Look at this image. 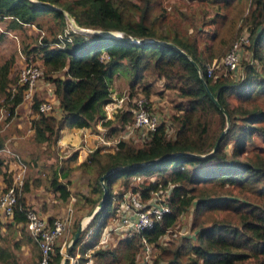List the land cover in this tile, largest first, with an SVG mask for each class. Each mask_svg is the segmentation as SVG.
I'll use <instances>...</instances> for the list:
<instances>
[{"label":"trees","instance_id":"1","mask_svg":"<svg viewBox=\"0 0 264 264\" xmlns=\"http://www.w3.org/2000/svg\"><path fill=\"white\" fill-rule=\"evenodd\" d=\"M42 1L58 8L33 0H0V20H5L9 28L24 24L40 27L37 20L45 14L57 19L54 36H42L41 41L45 46L43 74L51 81L59 113L38 111L39 100L32 96L30 143L53 145L63 127L88 126L102 118V106L110 101L114 72L125 74L131 95L143 82L141 91L147 96L148 77L152 75L165 79L179 99L168 117L171 133L161 120L148 132L146 141L120 139L110 152L95 147L85 160L68 166L75 155L71 151L61 159L64 163L58 170H51L49 185L61 200L69 196L68 174L72 169L94 174L88 184L89 191L96 195L84 198L90 206L97 203L105 188L103 201L66 250L68 256L77 254L73 264H141L136 258L140 239L155 246L189 207L192 234L158 245L150 264H264V148L247 149L246 145L254 135L264 139V0H245L237 7L234 2L241 0H193L192 4L182 5L187 11L175 9L172 4L166 9L162 0H140L141 4L134 0ZM60 8L78 26L118 30L122 36L70 32L69 41L53 45L55 35L65 24ZM237 17L248 29L249 54L241 61L242 75L236 80L228 74L199 76L197 67L204 69L205 62L216 55L213 44L223 40L229 44L234 38L231 27ZM9 65L8 61L0 64V91L6 89L4 105L9 103L11 112L21 101L24 86L16 84L12 91L6 85ZM115 115L116 123L123 125L130 120L131 110L121 109ZM101 174L103 186L98 181ZM2 175L4 189L11 173ZM66 175L65 180L58 179ZM135 176L142 180L132 190H139L142 197L150 190L168 189L169 211L154 220L151 227L118 239L110 248L97 247L101 228L113 215V185L118 180L119 195L128 186V179ZM29 177H23L12 215L3 224L11 229L0 234L2 261L12 260L13 249L19 248L22 239L36 247L37 260L40 258L38 245L24 226L25 208L29 206L22 192L27 189ZM13 225L20 239L13 240ZM72 226L73 234L77 222ZM62 257L55 245L44 264H59ZM63 264H68L67 257Z\"/></svg>","mask_w":264,"mask_h":264},{"label":"rangeland","instance_id":"2","mask_svg":"<svg viewBox=\"0 0 264 264\" xmlns=\"http://www.w3.org/2000/svg\"><path fill=\"white\" fill-rule=\"evenodd\" d=\"M33 1L39 4H49V5L56 7L55 5L47 1H42V0H33ZM134 1L138 2L139 4L142 3V1L140 0H134ZM193 2H194L193 0H162V4L166 7V9H169L172 4V6H174L175 9H178V7H181V9L186 10V11L187 9L184 8L182 5H189V4H192ZM244 2L245 0H241L240 3L235 1L234 6L236 7L240 6L241 4H244ZM234 6H230V7H234ZM200 9H203V7H201ZM60 10L62 11V13L63 11H65L64 9H61V8ZM188 11L191 12V9H189ZM194 11L197 14L196 9H194ZM68 15L72 18V16L69 13ZM50 16L51 15L49 14H45L42 17L38 18L37 22L40 23V27L24 24L19 27L9 28L6 26L7 22H5V20L0 21V32L2 31V33H0V64L4 61H8L10 63L8 71L6 72V85L8 87L9 86L12 87L11 89L12 91H15V87H16L15 85L17 84V80H16L17 71L23 65V59H25L24 62H32V63H35L41 66L43 70L42 66H44V63L42 60V54L45 50V46H43V41H41V37L45 36L46 38L51 39L52 36H54L53 34H54L55 29L53 27L54 26L56 27V22H57V19H52ZM175 20H178V16L175 17ZM64 22H63L64 27H66L67 25L66 20ZM185 22L187 24L189 21H185ZM241 22H242V18L240 17L239 18L237 17L236 21L232 22L231 37L234 36V38L231 40L229 44H226L225 42L226 40H223V42H220V43L213 44L214 45L213 50L215 51L216 55L213 56L211 59L220 58L223 55V53L229 48L233 40L245 29L244 25H241ZM69 25L71 26V24ZM77 27H82V26H77ZM77 27H75L74 29L78 30ZM83 28H84V31L78 30L75 32L80 33L85 36L92 35L95 33L102 34V35L107 34L108 36H113V37L122 36L121 32L118 30H100V29H94V28H89V27H83ZM39 30H42L43 32L39 33ZM56 40H57V37L55 35L54 41ZM248 54H249V50L247 49L246 51V48H245V50L243 51L242 57L245 59V56ZM243 58H241V61L243 60ZM209 61L207 60L206 62H209ZM58 73L59 71L55 72L54 74H50V76L57 75ZM215 73L219 75L220 70H215ZM48 82H51V81L48 79V77H46V75L43 74L41 83L44 86ZM148 82H149L148 84H149L150 89H149L147 96H145L143 92L141 91L142 84H144L143 82H140L134 87V93H133L134 95L133 94L131 95L129 94V89L127 87V79H126L125 74L123 72H119V73L114 72L112 80H111V84H110V100L119 98L126 94H129L131 96H129V100L125 102L126 108H128L129 105H132V99H134V97L142 96L147 101L148 110L153 112L157 116V121L160 122L161 120H164V122L168 126L169 125L168 117L170 116L171 113L175 111L174 110L175 104L179 101L176 95L175 88L168 86L167 81L165 79L155 78L152 75L148 77ZM42 88L40 89L41 92L47 93L49 95V97L47 95L48 97L47 99H51L52 96L55 98V95L51 94V91H53L51 88L49 87L44 88V89ZM4 91H6V89ZM4 91L3 92L0 91V107L8 109L9 103L7 106L4 105V101L6 99V95ZM23 100L24 99H21V101ZM230 100H233V98L231 97ZM24 103L16 110L17 111L16 115L14 114L15 116H18L21 114V110H22V114L24 115L22 116V121H25L28 119L26 112H27V109L30 108L28 106L31 104V100H30V103H27V102L25 104ZM118 112L119 110H115L112 112V114H110L111 116L97 118L96 120H99L100 123L99 122L93 123L97 129V131L95 132V138L96 140L98 138L99 143L101 144V145L96 146V147H99L100 152L113 151L114 145L116 144L115 142L120 139H129L133 143L134 142L141 143V140L138 139L139 133L137 131L126 133L123 125H119L116 123L115 114ZM13 113H14V109L11 110L8 116H12ZM54 113L56 114V110ZM15 116H13V118ZM8 119L9 117L4 120V124L0 128V130L3 129L2 131L5 132L6 137H9V131H4V129L7 130L8 128H11L12 124L14 123V121H11L10 119L9 124H8V121H7ZM130 119H131V116H130ZM26 126H27V122H24V127L22 125V128H25ZM89 128L91 129V125H89ZM167 132L168 134L171 133V128L169 126L167 127ZM123 134H126V136H122ZM102 140H107V143H103ZM92 142H94V140H92ZM95 144H96V141H95ZM95 144L88 145L87 148L93 147L95 146ZM6 145H8L11 149L16 151L18 155L20 156L21 160L24 162L25 164V168L23 172L24 176L31 174V177H32V174L35 173V174H38L36 179L38 180L39 185H44L45 182H47V178L48 179L50 178L51 170L47 171V168L45 170V166L44 167L39 166L38 168H35V166L32 167L31 165L28 164L27 160L23 159L22 155L24 154L16 150L13 147V145H10L9 143H7ZM246 145H247V149H253L256 147L264 148V139L259 136L254 135L249 141H247ZM17 146L19 147V149H23V151H25L27 147L29 146L28 139H25L23 143L21 144L17 142ZM72 146L74 145L67 142L66 147L59 150L58 145L55 143V146L53 144L45 148L37 147L36 151L38 152L37 155L39 157L41 156L43 157L46 155V157L52 161L50 162V167L52 169L53 163L56 160L55 158H57V154L62 156L61 153L62 151H64V149H68L67 155L70 154ZM228 147L229 146L227 145L226 148ZM59 159L61 160L62 157H60ZM9 166L11 168V162L9 158H6L3 164L0 161V174H1L2 181L4 180L3 178L5 177V175H2V173L3 172L7 173ZM25 169H26V172H25ZM72 170L75 172L69 175L70 181L68 184L69 187L68 186L67 187H68V190L70 189L69 190L70 193L67 198V210H66V212L69 210L71 211L70 221L67 224L66 228L63 230V232H61L60 236H58V238L55 240L53 246L55 245H58V246L62 245V247L68 246L67 244H69L71 237H72L73 222L76 221L78 225L79 224L86 225L88 223V220L90 219L89 215L92 213L93 210L95 209L97 210L98 208L97 206L99 205V200L101 198V195H100L97 203L90 206L89 202H86L84 198L85 196L90 197L92 195V193L89 191L90 184H88V182H90L91 179L94 178V174L91 176L90 173L83 172L80 169H72ZM89 177L91 178L90 181H89ZM150 178H153V176H150ZM128 180H129V183L126 188H128L130 184L132 183V179L131 181L130 179ZM145 180H149V177H146ZM2 181H0V190L5 185L4 181L3 183ZM98 181L101 184L102 181H100L99 179ZM113 186L114 187L111 189V193L114 195V198H118L117 194L121 190V186L118 184V180L115 182ZM95 195L93 194L92 196H95ZM64 215H65V211L62 216H56V217L60 218V217H63ZM56 217H53V218H56ZM53 218H51V220ZM8 219H9L8 217H4L0 215V222H2L0 226L3 225ZM191 220H192V207H189L187 210H185L178 216L173 228H171L170 231L166 230V232L163 233L158 238L157 244L155 246L154 245L151 246V253H150L151 258H153L154 255L158 252V249H159L158 245L160 246V245L168 244L169 242H175L176 240H178L180 236L192 234V230L190 228ZM5 233L6 232H4L3 234ZM7 237H8L9 242H11L12 236L8 234ZM25 244H28L29 246H31L30 243H24L18 249H13L14 259L12 258V260L7 261L5 263L2 262V260H0V264H36V260L38 259L36 256V247L27 246V248L29 249L28 251L25 252V247H22V246H26ZM63 256L67 257L68 263H69L70 261L69 257H72V256H68V254L67 255L64 254ZM75 258H76V255H75ZM73 262L71 264H73ZM88 264H90L89 261H88Z\"/></svg>","mask_w":264,"mask_h":264},{"label":"built area","instance_id":"3","mask_svg":"<svg viewBox=\"0 0 264 264\" xmlns=\"http://www.w3.org/2000/svg\"><path fill=\"white\" fill-rule=\"evenodd\" d=\"M64 17L67 25L61 32L56 34L57 40L52 43L53 45L57 44L61 46L64 41H69L71 36L70 32L78 30L84 31L83 27H77L78 25L73 23L68 13H65ZM69 24H71V26ZM75 27H77L78 30L74 29ZM42 32V30H39V33ZM247 40V34L241 32L220 58H213L209 62H205L204 69L197 67L198 75L202 77H215L218 76L215 70H220L221 74H228V76L234 80L238 79L242 75L241 58H243V51L248 43ZM52 44L50 46H52ZM245 59H248V55L245 56ZM24 60L25 59H23V65L17 71L16 80L17 84L24 86L22 99H31L34 91L36 89H41L43 86L41 83L43 70L41 66L32 62H24ZM47 87L53 90L50 82L46 83L43 89ZM51 94L54 95L53 91H51ZM36 98L39 100L37 106L38 111L45 114L51 112L55 115V110H59L58 102L49 101L45 97L39 99V97L36 96ZM127 100H129V94L104 103L102 106L104 116H111L110 114L115 110L130 109L131 119L123 124L124 130L126 133L137 131L139 133L138 139L141 140V142L146 141L148 132L152 131L159 123L157 121V116L148 110L147 101L144 97H134V99H132V105L130 107L128 106V108H126L125 104ZM9 113V110H7L5 114L0 117V126H3V119H5ZM122 136H126V134ZM102 142L107 143V140H102ZM0 156L8 157L11 163L16 164V168L10 172L11 181L9 185L0 190V215L10 218L16 203L17 195L19 194V189L23 183L25 164L18 153L6 145L0 146ZM141 180L142 178L140 176L133 177L130 186L123 190L118 195V198H115L113 215L101 228L96 243L97 247L110 248L118 239L151 227L154 220H158L164 213L169 211L168 189L150 190L145 197H142L139 190H132V186H136L137 182ZM70 214L71 211L69 210L63 217L47 220L35 209L31 207L25 208V229L33 236L40 250V258L37 264H44L48 259L54 247L53 244L55 240L60 236L61 232H63L70 221ZM79 225L81 229L85 226V224ZM151 246L152 244L144 238L140 239L139 253L136 255L139 263L150 264ZM66 248L67 246L62 247V245H60L59 252L64 255ZM75 255L77 256V254ZM69 258L70 261L68 264H71L75 256Z\"/></svg>","mask_w":264,"mask_h":264},{"label":"crops","instance_id":"4","mask_svg":"<svg viewBox=\"0 0 264 264\" xmlns=\"http://www.w3.org/2000/svg\"><path fill=\"white\" fill-rule=\"evenodd\" d=\"M244 27H245V29L242 32H244L248 35V29L246 26H244ZM33 95L38 96L39 99L43 98V97H45L47 99L49 97V95L47 93L41 92L40 89H36L34 91ZM47 95H48V97H47ZM25 100H27V101H25ZM30 100L31 99H24L23 101L25 103L26 102L30 103ZM48 100L57 102V99H54L53 96L51 99H48ZM23 101L15 104L13 106L14 113L12 116L6 117V118L9 117V119L7 120L8 124H9L10 119H11V121H14V123L12 124L11 128H8L7 130L4 129V131H9V137H6L5 132L2 131L3 129L0 130V140L2 141L1 145H6L7 143H9L10 145H13V147L16 150H18L22 154H24V155H22L23 159L27 160L28 164L31 165L32 167L35 166V168H38L39 166H43V167L45 166V170L47 168V171L52 170L54 168L56 170H58L60 165L62 163H64L63 160H60L59 158L62 157V159H64L67 156V150L68 149H64V151H62V153H61L62 156L57 154V158H55L56 160L53 163V167L51 169L50 162H52V161L49 160L45 154H44L45 156L39 157L37 155L38 152L36 151L37 147L45 148L47 146H41V145L38 146V145H34V144L29 142V146L27 147V149L25 151H23V149H19V147L17 146V142H19L20 144L23 143V141L25 139H28V137L31 133V129L29 127V119L32 115L31 114V104L29 106L27 105L28 107H30L27 109V112H26L27 116H28L27 120L22 121V116H24L22 114V110H21L20 115L15 116L17 113L16 110L24 103ZM7 110H8L7 108L4 109L3 107H0V117L3 116L5 114V111H7ZM58 113H59V110L56 111V115H58ZM13 116H15V117L13 118ZM102 117H105V116H102ZM5 119H3V121ZM24 122H27V126L25 128H22V125L24 127ZM97 122L100 123L99 120H95L93 123H97ZM93 123L90 124L91 129L89 128V125L88 126H80V127L72 125V126H65L60 130V136L56 141V144L59 147L58 149L61 150L62 148L66 147L67 142L74 145L71 147V151H75V155L72 159L68 160V162H67L68 166H73V165H76V164L82 162L83 160H85L89 150L93 149L97 145H101L99 143L98 138H97V140L95 138V132L97 131V129ZM1 127L2 126H0V128ZM92 140H94V142H92ZM95 141H96V144H95ZM92 144L93 145L95 144V146L87 148L88 145H92ZM6 146H8V145H6ZM54 146H55V144H54ZM6 158H8V157L0 156V161L2 164L5 162ZM15 168H16V164L11 163V168L9 166L7 173H10ZM1 171H3V170H1ZM25 172H26V169H25ZM74 172L75 171H73V170L71 172H69V174H68L69 180H70L69 175L71 173H74ZM37 175L38 174L33 173L32 177H31V174H30V177L28 179L27 189L22 192V196L24 197L25 205L35 209L37 212L40 213L41 216H43L47 220H50L51 218L56 217V216H62L64 214V211L66 213V210H67V199L61 200L59 197L56 196L57 192H54L51 189V187L49 185V179L48 178H47V182H45L44 185H39L38 180L36 179ZM66 178H67V175L65 177L58 176V179H60V180H65ZM0 181H2L1 174H0ZM2 183H3V181H2ZM0 224H2V222H0ZM12 227H13L14 231L16 230L15 233L13 234V240L20 239V235L17 232L16 225H13ZM10 229H11V227L6 228L5 225H1L0 226V234H3L4 232L10 231ZM24 243H26V242L21 240L19 247ZM25 245L26 246H22V247H25V252H26L29 249V248H27V246H29V245L28 244H25ZM29 247H31V246H29ZM2 262L5 263L6 261H2Z\"/></svg>","mask_w":264,"mask_h":264},{"label":"water","instance_id":"5","mask_svg":"<svg viewBox=\"0 0 264 264\" xmlns=\"http://www.w3.org/2000/svg\"><path fill=\"white\" fill-rule=\"evenodd\" d=\"M43 5H46V6H52V5H49V4H43ZM52 7H54V6H52ZM55 8H56V7H55ZM63 13L65 14V13H67V12H66V11H63ZM73 22H74V21H73ZM74 24H75V22H74ZM76 25H77V24H76ZM104 36H108V35L106 34V35H104ZM114 37H118V36H114ZM129 40H131V41H136V42L139 41V40H137V39H135V38H129ZM210 98L212 99V101H213L217 106H219V104L217 103L215 97H214L211 93H210ZM219 107H220V106H219ZM220 109L223 111V109H222L221 107H220ZM223 112H224V111H223ZM224 113H225V112H224ZM225 117L227 118L226 113H225ZM215 146H216V143L214 144V147H215ZM214 147H213V149H214ZM130 166H132V165H129V166H126V167H130ZM103 176H104V174H101V175L99 176V180H100V181H102ZM101 186H103V182H101ZM104 196H105V188L102 187V195H101V198H100V200H99V205H100L101 202L103 201ZM99 205H98L97 207H99ZM95 211H96V209L92 211V213L89 215V218H90V216H91ZM80 229H81V227H80V225H78L77 229H76V230L73 232V234H72L71 240H70V242H69V244H68L66 250L69 248L70 245H72V244L74 243L75 239H76L77 236H78V233H79ZM65 254L67 255L66 252H65ZM65 260H66V256H63L59 264H63V263L65 262Z\"/></svg>","mask_w":264,"mask_h":264},{"label":"bare ground","instance_id":"6","mask_svg":"<svg viewBox=\"0 0 264 264\" xmlns=\"http://www.w3.org/2000/svg\"><path fill=\"white\" fill-rule=\"evenodd\" d=\"M74 23V22H73Z\"/></svg>","mask_w":264,"mask_h":264}]
</instances>
